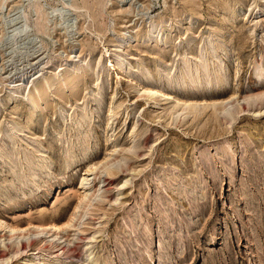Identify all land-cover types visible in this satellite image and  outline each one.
I'll use <instances>...</instances> for the list:
<instances>
[{"label":"rangeland","instance_id":"rangeland-1","mask_svg":"<svg viewBox=\"0 0 264 264\" xmlns=\"http://www.w3.org/2000/svg\"><path fill=\"white\" fill-rule=\"evenodd\" d=\"M162 20L169 23L146 36L149 24ZM125 33L124 51L113 55ZM202 54L211 63L202 61L208 69L199 75L208 70L213 81L202 77L183 88L184 60L194 66ZM117 55L131 61L127 73L110 66ZM258 64L264 66V0H0V145L7 141L13 153L0 151V236L9 234L3 225H73L85 204L84 224L62 229L68 239L76 232L74 244L26 239L16 253L17 245L0 243L8 255L0 264H264ZM87 65L95 70L85 72ZM142 72L175 100L137 98ZM54 73L50 97L34 109V87L41 90ZM65 73L80 87L54 97ZM184 91L198 93V103L182 100ZM81 103L83 127L73 114ZM118 157L126 164L101 174L103 201L87 205L90 163Z\"/></svg>","mask_w":264,"mask_h":264},{"label":"bare ground","instance_id":"bare-ground-1","mask_svg":"<svg viewBox=\"0 0 264 264\" xmlns=\"http://www.w3.org/2000/svg\"><path fill=\"white\" fill-rule=\"evenodd\" d=\"M194 6V5H193ZM192 6V7H193ZM263 11V10H262ZM90 16V15H89ZM170 21H171V19H170ZM160 23H157V22H151L150 24H149V26H148V29H147V32H145L146 33V36H149V37H153V35H152V32L154 31V30H156V31H158L159 29H161L160 27H165V24H168L169 22H165V21H159ZM164 29V28H163ZM156 33V32H155ZM159 33L161 34L162 33V31L160 30L159 31ZM127 36H129V35H127L126 33L120 38V40L118 41V43L114 46V47H112V50H111V52H112V54L114 55V53H118V52H120V51H124V48L126 47V40H127ZM161 36V35H160ZM214 40H215V38H210L208 41H207V43H206V45L207 46H212V44L214 43ZM190 41V40H189ZM205 46V45H204ZM203 46V47H204ZM210 49H212V48H210ZM202 50V49H201ZM214 51V50H213ZM107 52V51H106ZM210 52V51H209ZM217 53V52H216ZM111 54V55H112ZM212 54V53H211ZM125 56V55H124ZM124 56H122V55H117V56H115L113 59H110L109 60V62L111 63L110 64V66H112L113 68H115L117 71H119L121 74H123V73H127V71H128V69H130V67H131V61H129L126 57H124ZM185 56V55H184ZM211 56L212 55H209L208 54V57H210L211 58ZM183 57V56H182ZM189 58V57H188ZM183 59V58H182ZM189 60L190 59H186V60H184V64L186 65V66H188V68L186 69V70H184L182 73L184 74H182L184 77H182L180 80H179V85H181L183 88H187L189 85H194L195 84V86H197L196 84H198V82L201 80V78L203 77V78H206L207 76H210V72L207 70L208 69V67H207V65H210V61L207 59V55H205V54H202L201 55V57H197L196 58V61H198V63L197 64H195L194 66L193 65H190L189 64ZM193 60H195V59H193ZM209 61V63L207 64V65H205V64H203V62L202 61ZM207 61V62H208ZM215 61V60H214ZM206 63V62H205ZM96 65V64H95ZM258 73H257V75L259 76V74L262 72V71H264V66H262V65H260V64H258ZM77 67V66H76ZM96 67V66H95ZM207 67V71L205 72V73H203L204 75L202 76V75H199V72H201L200 70L202 69V68H206ZM85 69V70H84ZM83 70L85 71V72H87V71H89L90 69H93V70H95V68H93V67H91V65H87L85 68H84ZM107 69V68H106ZM185 69V68H184ZM217 69V68H216ZM215 70V69H214ZM83 71V72H84ZM203 72V71H202ZM212 72V71H211ZM226 74V73H225ZM213 76H214V74H213ZM224 76L225 75H220L218 72H217V74H216V77H217V79L219 78V79H224ZM71 74L70 73H65V78L67 79V80H70L71 78ZM135 77V76H134ZM146 77H148V74H145L144 72H142V73H138V74H136V79L138 80L137 82H138V86H139V91H138V95H137V98L138 97H140L141 99H145V100H153L156 104L159 102V101H161V100H167V101H169V99H174L172 96H171V93H170V90L168 89V88H164V87H162L161 85H158L156 82H154V83H150V82H147L146 81ZM65 78H63V80H61V84H60V87L59 86H56V87H58V88H54L55 90H54V94H55V96L54 97H56V96H59L60 97V95H61V93L62 92H65V90L66 91H69L70 93H71V95L72 96H74L75 94H76V92H77V90H78V88L80 87V84H79V82H78V80L77 81H72V79L70 80V82H63V81H66V79ZM171 76L169 75V76H166V82H167V84H170V81H171ZM77 79V78H76ZM207 79V82L208 81H211L210 79L208 80V78H206ZM104 81H106V79L104 80ZM213 81V80H212ZM56 82H57V74H52V76H49V77H47L46 79H44L43 80V83H42V89L40 90L38 87H34V89L36 90V99L35 100H33L32 101V105H33V107H34V109H37L38 107H40V102H39V99L40 98H42L43 97V99H44V96H47V98L48 97H50V95H51V91H53V87H55V84H56ZM201 83H204V82H201ZM108 84V83H107ZM106 85V84H105ZM102 86H104V85H102ZM104 87H106V86H104ZM98 89H100V88H102V87H97ZM14 89V88H13ZM13 89L11 90V91H13ZM33 89V88H32ZM32 89H30L28 92H27V96H30V94H31V91H32ZM13 92H16L15 90L13 91ZM99 92V91H98ZM34 93V94H35ZM95 94L96 93H93V95L92 96H90V97H88L87 99H86V102H87V104L89 103V102H91V101H93L94 100V96H95ZM13 96L15 95V93H13L12 94ZM53 95V94H52ZM198 93L196 94V93H194V92H191V91H184L183 93H182V96L181 97H183V99L182 100H184L186 103H188V102H190L191 103V106H194V105H192V103L193 102H197V101H194V100H197V98H198ZM32 96H34V95H32ZM236 96H234V97H232V98H235ZM9 98L11 99L12 97L11 96H9ZM35 98V97H34ZM246 98V97H245ZM102 99V98H101ZM240 99H241V97H240ZM28 100V99H27ZM30 100V99H29ZM96 100V99H95ZM175 100V99H174ZM177 100H179V99H177ZM181 100V101H182ZM234 100H236V103L237 104H240V103H242L241 102V100H239V98L238 99H234ZM233 100V101H234ZM242 100H243V98H242ZM246 100V102L247 101H249L248 99H245ZM245 100L243 101V104H245ZM47 101H49V99L47 100ZM180 101V102H181ZM221 101V100H220ZM233 101H231L232 103H231V105L234 103ZM239 101H240V103H239ZM29 102V101H28ZM43 102H45L44 100H43ZM85 102V103H86ZM98 102L100 103V101L98 100ZM152 102V101H151ZM177 101H175V103H176ZM179 102V101H178ZM177 102V103H178ZM250 102V101H249ZM154 103V104H155ZM198 103V102H197ZM235 103V104H236ZM155 104V105H156ZM194 104V103H193ZM236 104V105H237ZM177 105V104H176ZM179 105V104H178ZM181 105V104H180ZM195 105H196V103H195ZM31 106V105H30ZM48 106V105H47ZM190 106V105H189ZM198 106H200V105H198ZM233 106H235V105H233ZM32 107V106H31ZM30 107V108H31ZM174 107H175V105H174ZM187 107L188 106H185L184 105V107H183V110H187ZM232 106H230V104H228V108H224V109H226L227 111H230V108H231ZM87 109V105L86 104H84V103H81L80 105H76L75 107H73V114H79L80 115V117L79 118H77L76 117V123H77V126L79 125V126H81V127H83V126H88L89 124H88V120H86V118H87V116H86V118L83 116V115H81L82 114V112L84 111V110H86ZM233 109V108H232ZM231 109V110H232ZM235 109V108H234ZM33 110V109H32ZM188 110H189V107H188ZM236 111V110H235ZM235 111H234V113H235ZM34 112H35V110H33V114H34ZM62 112H65V114H66V110L62 107ZM233 112V111H232ZM112 113V116L114 117V116H116L117 115V113H118V111H113V112H111ZM187 113H191V111L190 112H187ZM187 113H186V115H187ZM68 115V114H67ZM73 116V115H72ZM138 122V121H137ZM75 123V124H76ZM10 128H12L13 130H15L16 129V127H10ZM32 129V128H31ZM3 132V131H2ZM9 132V131H8ZM7 132V133H8ZM20 132L21 131H19V130H17L14 134L18 137L19 135L21 136L22 134H20ZM22 133V132H21ZM1 135L2 134H0V137H1ZM4 135V134H3ZM36 135V134H35ZM7 137V136H6ZM37 137V136H36ZM90 138H91V136H89V135H84V138H82L83 139V141L84 142H86L88 145H89V140H90ZM14 139H15V137H14ZM33 139V138H32ZM35 141V140H34ZM16 142H17V140H16ZM85 143V144H86ZM144 143V142H143ZM12 144V143H11ZM136 145V144H135ZM137 146V145H136ZM136 146H135V148H136ZM16 147V146H15ZM15 147H13V150H14V148ZM26 147H28V146H26ZM83 147H85V146H83ZM6 148H8V142L7 141H3L2 140V144L0 145V151H1V153H3L4 152V150L6 149ZM10 148V147H9ZM8 148V149H9ZM71 148V147H70ZM7 149V151H6V156L7 157H11V155L13 154L12 153V151L9 149L8 150ZM29 149V148H28ZM68 149H69V147H68ZM73 149V148H72ZM89 149V146H87L86 148H84L83 149V151L81 150V153H83L84 155H85V152L87 151ZM132 150H134L133 148H129V151L131 152ZM27 151V150H26ZM123 150H120V151H118V152H122ZM123 152H125V151H123ZM28 153V152H27ZM30 154V153H29ZM0 156H1V154H0ZM28 156V155H27ZM119 159V157L118 158H114L113 160L112 159H109V160H103V161H99V162H93V163H90V165H89V168H88V171L87 172H89V173H91V174H89V175H93V178H84V180L86 181V185H91L92 184V186H90V188L88 187V194L86 193V196H85V199L84 200H86V204H87V201L88 202H90V203H94V204H96V203H98V202H101V201H103V197H104V191H106V190H103L104 188L101 186V183H105L107 180L104 178V180H102V178H101V174L103 173H111L110 171H112V170H114V168H115V166H117L118 167V165H120V164H124L125 163V158H124V163H121L122 162V160H123V158H122V160L120 161V159ZM24 160V159H23ZM26 160H29V159H27L26 158ZM6 162V161H5ZM126 164V163H125ZM39 166V165H38ZM37 166V167H38ZM36 167V166H35ZM32 169H34V168H32ZM39 169V168H38ZM115 171V170H114ZM33 173V175H35L36 174V172H35V170L32 172ZM107 173V175H109ZM31 175V174H30ZM106 177V176H105ZM92 179V180H91ZM83 180V181H84ZM84 181V182H85ZM91 181V182H90ZM98 183H100V185L98 186ZM166 188V187H165ZM163 189V188H162ZM84 198V197H83ZM82 200V199H81ZM85 203V202H84ZM89 204V203H88ZM87 204V205H88ZM83 207H84V205L85 204H81ZM91 206H93V204H90ZM91 206H86V207H88V209L89 208H91ZM82 207V208H83ZM79 208H80V206H79ZM79 208H78V211H79ZM82 208H80L81 210L79 211V215H78V218H77V215H76V218L79 220V223H78V226H82V225H80V224H84V222H82L83 221V218H84V216L82 215V213H80V212H82ZM85 208V207H84ZM87 209V210H88ZM77 211V212H78ZM87 213H88V211H87ZM87 213L85 212V213H83V214H86L87 215ZM75 218V217H74ZM70 220V219H69ZM78 220H76L75 221V219L74 220H72L73 222H75L74 224H75V226L76 227H78L77 225H76V222H78ZM37 223H39V222H37ZM48 223H50V222H48ZM67 223V222H66ZM6 224V223H5ZM74 224L73 225H71V223H67V224H64L63 226H62V228H61V225L59 224H36V223H34L33 224V226L31 225V227L29 228V230L28 231H26L24 228L23 229H14V228H11L10 226H6V225H3V226H5V228H6V230L8 229L9 230V232L7 231V233H9V234H4V233H6V232H4L3 234L4 235H2V236H0V243H1V245H3L2 247H4L5 248V246L6 247H8V248H10V249H12L13 250V248L15 247V245H17V247H15V248H18V250H15L16 251V253H19V252H21V250L23 251V250H25L27 247H26V244L28 243V241H30V242H42V241H44L43 243L45 244V242L47 241V239L50 241V243H55V245H58L59 243L62 245V243L64 244V243H67V245L69 244V243H73L74 244V242H75V240H74V242H72L73 240L72 239H78V238H75L74 236H75V234H76V232H75V234H74V236L73 237H71L70 239H68L69 238V234L68 235H66L64 232H65V230L64 231H62V229H66V228H72L73 229V227H74ZM2 225V224H1ZM0 225V226H1ZM73 226V227H72ZM16 228H17V226H16ZM71 228H70V230H71ZM4 229V228H3ZM76 229V228H75ZM68 230V229H67ZM77 230V229H76ZM69 231V230H68ZM71 231H73L74 232V230H71ZM70 233V232H69ZM2 234V233H1ZM70 234H72V232L70 233ZM78 234V233H77ZM73 235V234H72ZM77 237V236H76ZM79 237V236H78ZM28 240L27 241V243L25 244L24 243V241L25 240ZM24 240V241H23ZM63 241V242H62ZM47 243V242H46ZM44 244H42V245H44ZM48 244V243H47ZM0 245V246H1ZM32 245V244H31ZM35 245H36V243H35ZM39 245V244H38ZM49 245H51V244H49ZM61 245L59 246V247H61ZM70 245V244H69ZM28 246H29V244H28ZM33 246V245H32ZM39 246H41V245H39ZM39 246H38V249H39ZM45 247H46V245H44ZM43 246V247H44ZM52 246V245H51ZM57 246V247H58ZM64 246V245H63ZM31 247V246H30ZM54 247V246H53ZM56 247V248H57ZM7 248V249H8ZM65 248V247H64ZM67 248H68V246H67ZM6 249V250H7ZM9 249V250H10ZM30 249V248H29ZM40 249H42V247L40 248ZM43 249H45V248H43ZM28 250V249H27ZM61 250V249H60ZM11 251V250H10ZM9 251V252H10ZM1 252H4V251H1ZM14 252V251H13ZM64 252V251H63ZM62 252V253H63ZM6 253V252H5ZM5 253H0L1 255H0V263H2V262H5V259L7 258V256H2L3 254H5ZM12 253V252H11ZM10 253V254H11ZM13 254V253H12ZM6 255V254H5ZM14 255H15V253H14ZM63 255V254H62ZM85 255V254H84ZM6 261H7V259H6ZM6 263V262H5ZM95 263V262H94Z\"/></svg>","mask_w":264,"mask_h":264}]
</instances>
